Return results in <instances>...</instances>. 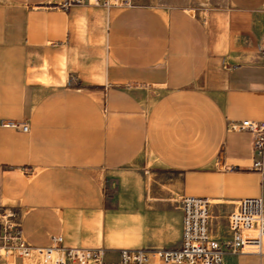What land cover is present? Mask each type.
Segmentation results:
<instances>
[{
	"label": "crops",
	"instance_id": "crops-1",
	"mask_svg": "<svg viewBox=\"0 0 264 264\" xmlns=\"http://www.w3.org/2000/svg\"><path fill=\"white\" fill-rule=\"evenodd\" d=\"M65 2L0 0V122L29 126L0 125V206L33 247L62 236L107 261L178 248L183 197L208 199L211 235L230 239L238 203L264 200L253 134L230 128L264 123V0H150L106 27ZM113 175L130 188L117 201L104 192Z\"/></svg>",
	"mask_w": 264,
	"mask_h": 264
},
{
	"label": "built area",
	"instance_id": "built-area-1",
	"mask_svg": "<svg viewBox=\"0 0 264 264\" xmlns=\"http://www.w3.org/2000/svg\"><path fill=\"white\" fill-rule=\"evenodd\" d=\"M78 4L83 1L78 0ZM74 2L67 1L70 8ZM95 6L100 0H95ZM6 127L29 132L27 124L0 122ZM232 130H245L253 134V167L264 181V123L244 121L232 123ZM184 214L181 244L173 249H123L117 261L104 259L102 249L68 247L62 236L52 237L47 248H36L27 243L22 234L20 214L14 209L0 206V258L4 255L23 260L42 258L44 264H152L151 258H159L165 264H223L227 254L257 255L264 264V200H241L229 216L230 239L221 241L211 235V202L206 198L183 197L178 202Z\"/></svg>",
	"mask_w": 264,
	"mask_h": 264
},
{
	"label": "rangeland",
	"instance_id": "rangeland-1",
	"mask_svg": "<svg viewBox=\"0 0 264 264\" xmlns=\"http://www.w3.org/2000/svg\"><path fill=\"white\" fill-rule=\"evenodd\" d=\"M67 1H71V0H66V2ZM81 1H83V3L78 4L77 3L78 0H72V2H74L73 5H87L95 10L100 11L99 16L97 15V17L101 19L103 26L106 27V25H108V23L110 22L112 16L117 11L135 4L146 3L149 2L150 0H100L99 6H95L93 4L95 0H81ZM153 1H156V3L158 4L169 5L174 3L178 4L185 0H152V2ZM143 174L146 175V172H143ZM126 190L129 191L130 188L127 189V187H125V185L122 183V179L119 176H114V175L108 176L104 181V192L109 201H117L119 198H121L124 195V192ZM3 258H4V262L8 264L10 261H14L13 256L4 255Z\"/></svg>",
	"mask_w": 264,
	"mask_h": 264
},
{
	"label": "bare ground",
	"instance_id": "bare-ground-1",
	"mask_svg": "<svg viewBox=\"0 0 264 264\" xmlns=\"http://www.w3.org/2000/svg\"><path fill=\"white\" fill-rule=\"evenodd\" d=\"M8 256V255H7ZM10 256V255H9Z\"/></svg>",
	"mask_w": 264,
	"mask_h": 264
}]
</instances>
